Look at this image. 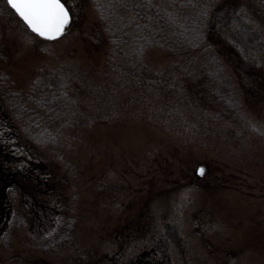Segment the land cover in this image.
Segmentation results:
<instances>
[{"label": "rangeland", "instance_id": "obj_1", "mask_svg": "<svg viewBox=\"0 0 264 264\" xmlns=\"http://www.w3.org/2000/svg\"><path fill=\"white\" fill-rule=\"evenodd\" d=\"M230 1L237 18L220 45L241 119L191 134L146 114L140 100L121 102L85 126L63 127L68 165L0 121L15 195L0 224V264H264V10L256 15L254 0ZM70 9L68 29L52 41L0 0V73L27 90L39 68L69 63L74 80L85 70L88 88L77 97L93 110L108 95L98 87L107 38L93 5ZM144 59L151 70L170 68L171 54L158 47ZM69 220V241L46 245Z\"/></svg>", "mask_w": 264, "mask_h": 264}, {"label": "trees", "instance_id": "obj_2", "mask_svg": "<svg viewBox=\"0 0 264 264\" xmlns=\"http://www.w3.org/2000/svg\"><path fill=\"white\" fill-rule=\"evenodd\" d=\"M254 1L257 15L264 10V0ZM72 2L78 6L93 5L103 27L107 59L106 69L100 71L98 87L108 95L99 108L93 109L95 113L91 106V110H85L77 97L81 96L79 88H88V81L80 80L86 76L85 70L80 69L78 79L74 80L73 68L65 62L39 68L27 90L14 88L10 77L0 73V98L6 105V110L0 107V121L6 123L13 135L21 134L27 141L48 148L68 165L69 152L64 149L63 127L85 126L103 118L107 106L114 109L121 102L131 107L140 100L146 107V114L184 132L210 129L222 118L243 117L242 101L228 71L229 52L220 45L222 35L233 28L237 18L235 2L66 0L69 7ZM2 38L0 20V55ZM151 47L171 54L168 70H151L144 59L145 51ZM93 87L97 86L91 83L89 88ZM69 146L68 143V149ZM12 170L0 147V175L3 171L6 175L0 184L1 225L11 215L7 200L15 201L11 192ZM17 221V217L12 220L13 224ZM72 225L69 220L67 226L45 244L68 242Z\"/></svg>", "mask_w": 264, "mask_h": 264}, {"label": "snow or ice", "instance_id": "obj_3", "mask_svg": "<svg viewBox=\"0 0 264 264\" xmlns=\"http://www.w3.org/2000/svg\"><path fill=\"white\" fill-rule=\"evenodd\" d=\"M7 4L32 32L46 40L61 37L72 20L66 0H7Z\"/></svg>", "mask_w": 264, "mask_h": 264}, {"label": "water", "instance_id": "obj_4", "mask_svg": "<svg viewBox=\"0 0 264 264\" xmlns=\"http://www.w3.org/2000/svg\"><path fill=\"white\" fill-rule=\"evenodd\" d=\"M6 1H7V0H6ZM9 6H10V5H9ZM66 6H67V5H66ZM10 7H11V6H10ZM13 10H14V9H13ZM14 12H15V10H14ZM17 15H18V14H17ZM21 20H22V19H21ZM22 21H23V20H22ZM70 23H71V22H70ZM26 26H27V25H26ZM68 27H69V26H67V29H68ZM29 30H31V29L29 28ZM31 31H32V30H31ZM33 33H34V32H33ZM35 34H36V33H35ZM63 34H64V33H63ZM63 34H62V35H63ZM41 38H42V37H41ZM43 39H45V38H43ZM200 169H201V167L199 166L198 169H197V171H199Z\"/></svg>", "mask_w": 264, "mask_h": 264}]
</instances>
